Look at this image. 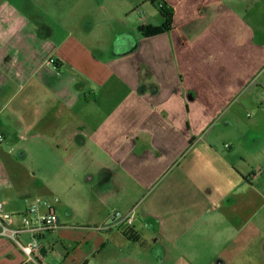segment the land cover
<instances>
[{
	"label": "crops",
	"instance_id": "obj_1",
	"mask_svg": "<svg viewBox=\"0 0 264 264\" xmlns=\"http://www.w3.org/2000/svg\"><path fill=\"white\" fill-rule=\"evenodd\" d=\"M35 1L0 0V160L17 165L0 166V202L11 215L32 198L53 205L58 227L38 234L36 264H144L172 251L193 264L199 240L219 246L209 264H226L256 217L248 236H263L264 118H238L255 93L245 98L243 74L230 82L217 63L243 46L232 33L245 24L260 46L252 19L264 0H192L168 32L143 37L138 26L153 24L141 18L137 34L106 40L92 10L69 24ZM112 210H133L132 226ZM0 264L35 263L0 236Z\"/></svg>",
	"mask_w": 264,
	"mask_h": 264
},
{
	"label": "rangeland",
	"instance_id": "obj_2",
	"mask_svg": "<svg viewBox=\"0 0 264 264\" xmlns=\"http://www.w3.org/2000/svg\"><path fill=\"white\" fill-rule=\"evenodd\" d=\"M35 1V0H34ZM51 8L63 9L62 12H66L69 18V24L77 22V18H80L79 12L82 9H90L93 13L97 15H92L90 18L95 21V23L100 24L99 27L102 28L99 32V37L102 40L114 39L118 36L120 32H127V34H137V29L135 25L141 18H147V21L155 25L161 21L160 14L157 10V5L160 7L165 3L166 7L171 8L176 14L185 11V8H189L192 5V0H155L154 5H152L151 0H50ZM195 1V0H193ZM35 4L38 9L44 7V0H36ZM109 9L113 14L110 19H106V15L100 10ZM261 14L258 12L253 15L254 25L257 27L258 34L260 36V46L254 45L253 42L248 40V27L245 24V28L240 31L233 32L243 40V46L239 47L238 50L227 49L225 54L223 53L221 59L217 64L229 78L231 82L232 77L237 74H243V85L246 88L245 98H247L252 93H255V106L245 105V110L238 111V118H241L243 123L256 118H264L262 116V111H264L263 102L260 103L262 97L264 99V8L262 6ZM180 17L177 18L180 20ZM101 18V20L99 19ZM246 19V17H245ZM162 22V21H161ZM160 22V24H161ZM246 23V21H245ZM227 78V79H228ZM207 86L216 87V84L208 78L205 80ZM233 97H230V101ZM258 107V108H257ZM258 109V111H257ZM234 135L232 132L228 133L227 136ZM243 154L241 150L239 152ZM8 154V153H7ZM21 162V167L31 166V160H24ZM0 166H4L8 170H13L17 165L13 163L11 155H3L0 160ZM30 175V174H29ZM29 178V176L27 177ZM11 181V177L9 178ZM78 199L84 201L88 198V191H78L76 192ZM251 195L256 200V196L251 192ZM248 199V195L245 196ZM30 203H33L35 199H31ZM44 201L49 202L47 199ZM53 202H55L53 200ZM118 210H112L110 215ZM120 212V211H118ZM122 213V212H121ZM264 209L260 212V217L263 215ZM60 214L65 215V210L60 209ZM254 218L251 225L246 224L245 226V237L237 240V246L233 249H228L226 255L229 258V262L226 264H264V235L261 237H250L249 232L252 230L251 226L254 224ZM252 220V219H251ZM250 220V221H251ZM259 220V219H258ZM264 230V228H262ZM256 236V235H255ZM201 243V248L198 251V255L195 258V263L193 264H209L211 260L214 259L213 251H218V247H210L207 240H199ZM210 241V240H209ZM231 245V244H230ZM240 245V247H239ZM239 247V249H238ZM218 249V250H217ZM238 249V250H237ZM237 251V252H236ZM240 251V252H239ZM239 252V253H238ZM192 256L185 254H178L177 252H171L168 255H163L164 258L161 262L157 257V254H149L147 262L144 264H188V260ZM214 263V261H213Z\"/></svg>",
	"mask_w": 264,
	"mask_h": 264
},
{
	"label": "built area",
	"instance_id": "obj_3",
	"mask_svg": "<svg viewBox=\"0 0 264 264\" xmlns=\"http://www.w3.org/2000/svg\"><path fill=\"white\" fill-rule=\"evenodd\" d=\"M47 63L55 70H58V64L54 58H49ZM3 141L4 136L0 135V145ZM40 206L45 208V213L38 215L37 212ZM31 215H35L34 221L30 219ZM110 219L116 225H121L128 229L133 224L134 213L133 210L126 213L116 211L111 214ZM57 227V214L51 202L36 200L28 206L25 213L20 215L6 213L0 202V236L10 239L30 262L36 264L34 256L42 250V246L37 238L38 234L43 231H52ZM25 233L30 235V239L27 242L20 238V235Z\"/></svg>",
	"mask_w": 264,
	"mask_h": 264
},
{
	"label": "trees",
	"instance_id": "obj_4",
	"mask_svg": "<svg viewBox=\"0 0 264 264\" xmlns=\"http://www.w3.org/2000/svg\"><path fill=\"white\" fill-rule=\"evenodd\" d=\"M152 5H154L155 0H151ZM162 6L160 4L157 5V10L160 16L163 18V22L160 25H140L138 26V31L141 33L143 37H153L156 35H160L162 33L168 32L172 28L173 24V10L171 8L166 7L165 3L162 2ZM128 240L132 242H138L139 239L132 232H123L122 233Z\"/></svg>",
	"mask_w": 264,
	"mask_h": 264
}]
</instances>
